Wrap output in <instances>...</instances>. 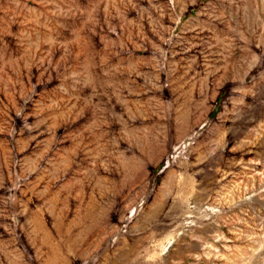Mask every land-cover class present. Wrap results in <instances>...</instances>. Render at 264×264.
I'll use <instances>...</instances> for the list:
<instances>
[{"label":"rangeland","instance_id":"374dc122","mask_svg":"<svg viewBox=\"0 0 264 264\" xmlns=\"http://www.w3.org/2000/svg\"><path fill=\"white\" fill-rule=\"evenodd\" d=\"M0 264H264V0H0Z\"/></svg>","mask_w":264,"mask_h":264}]
</instances>
